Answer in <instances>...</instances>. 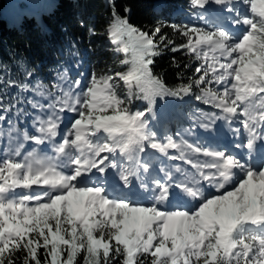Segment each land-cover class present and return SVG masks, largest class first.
<instances>
[{
    "label": "snow or ice",
    "instance_id": "1",
    "mask_svg": "<svg viewBox=\"0 0 264 264\" xmlns=\"http://www.w3.org/2000/svg\"><path fill=\"white\" fill-rule=\"evenodd\" d=\"M189 7L205 27L173 25L185 38L181 47L197 59L201 53L208 57L207 48L222 72L216 74L210 65L211 77L206 79L205 71L189 84L166 87L150 67L152 57L160 55L154 51V37L161 28L150 35L113 9L111 41L122 45L119 51L131 50L134 57L133 69L117 75L128 88L129 100L133 82L144 99L152 97L147 110L152 119L156 118V96L182 99L195 86L200 91L195 98L219 111L198 110V116L189 118L209 133L222 121L216 136L210 138L215 143H190L179 133V141L167 134L158 139L148 129L144 111L132 112L124 106L111 76L97 79L93 75L90 86L76 94L74 102L52 97L48 119L37 116L33 122L37 135L23 134L25 141L37 145L51 143L55 155L48 160L52 163L34 169L31 163L0 161V264H17V259L20 264H80L81 259L83 264H112L117 258L119 264H264V158L253 159L258 151L264 157V0H189ZM225 20L241 27L232 31ZM234 53L237 56L232 58ZM221 58L227 62H219ZM233 76L236 82L229 88ZM73 84L79 87L81 82ZM210 84L216 87H207ZM221 85L223 92L218 90ZM21 90L31 89L25 84ZM34 95L43 97L44 93ZM27 103L45 109L39 100ZM55 104H61L60 112L79 116L66 128L60 144L55 142L60 122ZM233 124H241L246 136V144L236 143L234 148L221 143V129L241 135V128ZM87 126H92L93 136L101 129L108 133L111 143L99 136L94 142ZM15 130L9 129L10 143ZM117 133L123 135L117 139ZM149 146L166 157L169 149L177 150L179 155L169 158L187 160L193 170L174 166L161 168L162 176L151 174L149 163L138 156ZM23 147L16 148V156ZM69 148L75 151L69 153ZM234 149H246L247 158H238ZM117 150L130 162L128 168L117 162ZM61 154L65 159H60ZM108 168L117 171L111 176L97 175ZM33 185L44 187L36 191ZM16 189L28 191L17 193ZM95 215L102 218L90 223L89 217ZM41 248L45 250L42 258ZM18 252L23 257H17Z\"/></svg>",
    "mask_w": 264,
    "mask_h": 264
},
{
    "label": "trees",
    "instance_id": "2",
    "mask_svg": "<svg viewBox=\"0 0 264 264\" xmlns=\"http://www.w3.org/2000/svg\"><path fill=\"white\" fill-rule=\"evenodd\" d=\"M113 9L134 27L150 35L158 26L161 28V33L154 37L157 44L154 51H159L160 55L152 57L150 67L153 76L162 79L166 87L174 89L189 84L205 71L208 72L206 79L213 75L210 61L203 53L197 59L194 53L181 47L185 38L172 27H200L185 21L186 17H195L189 0H0V115L4 116L0 128L13 122L26 127L33 114L27 101L36 99L48 104L45 97L52 101V97L57 96L65 73L71 82L84 75L83 90L90 86L93 75L97 79L111 76L125 107L130 111L148 110L147 99L135 83L129 100L127 86L116 77L118 73L127 74L133 69L134 57L132 51L127 55L111 41ZM173 47L179 50L172 51ZM25 84L30 91L21 90ZM207 87L216 86L210 84ZM40 92L44 93L43 97L34 95ZM199 94V89L193 86L189 95L182 99L177 97L185 103L174 102L170 108L176 125L196 130L199 127L197 121L189 117L198 116V110L211 112L209 104L195 98ZM108 114L113 113L108 110ZM91 128L89 126V132H92ZM100 218L99 215L89 217V222ZM44 251L43 248L38 250L41 258ZM23 255L21 252L16 254L17 257ZM17 264H20L19 259ZM80 264H83L82 259ZM112 264H119V258Z\"/></svg>",
    "mask_w": 264,
    "mask_h": 264
},
{
    "label": "rangeland",
    "instance_id": "3",
    "mask_svg": "<svg viewBox=\"0 0 264 264\" xmlns=\"http://www.w3.org/2000/svg\"><path fill=\"white\" fill-rule=\"evenodd\" d=\"M215 9H216V6H212V10L215 11ZM248 14L251 15L250 12ZM192 20L194 21V22L190 23V24H192V26L205 27V24L203 21L196 19L195 17H193ZM224 25L225 26L226 25L231 26L232 31H233L232 28L235 27V24H232L228 20L224 21ZM232 26H234V27H232ZM239 27H241V26H239ZM227 28H229V27H227ZM110 31H111V26H110ZM125 40H127V39L125 38ZM121 47H122V45L116 44V48L119 49ZM206 50L208 52L209 60H211L210 61L211 65L216 68V73L219 74L223 70L219 68L218 63H216L215 61H213L211 59L213 53L210 50H208L207 48H205V51ZM130 51L131 50L126 52V54L128 55L130 53ZM215 55L219 56V53H216ZM236 56H237V54L234 53L232 58H235ZM219 62L226 63L227 60L224 58H221ZM233 67H237V66L234 65ZM116 77H119V76L117 75ZM69 78H70V76L65 73L64 77L62 78V81H61V83L57 89L58 90L57 95L60 96L61 101H63L64 99H68L69 102L71 103V102H74L75 95L81 92L80 91L81 87L80 88L74 87L76 89H73V87L64 86L63 83L67 82L68 80L71 79V78L70 79ZM235 82L236 81H235L234 76L231 77L229 84H228V87L230 88L231 83H235ZM218 90L220 92H223V90H224L223 85L219 86ZM83 91H86V90H83ZM65 92L69 93V96H65L64 95ZM261 95H264V94H261ZM151 98L152 97L150 96L149 99H147L148 108H149V100ZM45 100L48 102V104L50 102H52V101H50L49 98L44 99V101ZM174 102H176L178 104L179 103H182V104L185 103L184 101H180L177 97H172V96H166L164 98H161L160 96L155 97V104L153 105V111L156 114V118L152 119L151 116L148 114V111L145 112L146 116L149 120L148 129L152 132H155L157 138L160 140H163V137L167 134V135H171L177 141H179L180 136H183V138L185 140L189 141L190 143H195L196 141H203V142H205L206 145L208 143H215V141L210 139V138L216 136V129H220L223 122L217 121V124H216L215 128L213 129V132H211V133L206 132L204 129H202L200 127H198L196 130H191L188 127L187 128L184 127V129H189L190 132H184L183 130L180 131L179 127H183V126L176 125V123L174 122V120L172 118V114L170 112V108ZM48 104H46L45 106H47ZM54 108H55L56 112L59 113V115H60L59 130H58V134L56 136L57 140L55 141V142L58 141L59 143L57 142V144H60V143H63V135L65 134L66 128L70 127L71 124L75 122V119H79V116L75 112H68L67 110L60 112L61 104H55ZM33 110H34L33 122L37 116L41 117L42 119L47 120L48 116L51 113V110L48 108L44 109L43 111H41L40 109H34V108H33ZM135 111H142V110L137 109ZM135 111H132V112H135ZM211 111H217L218 112L219 110L212 108ZM238 111H241V109H238ZM33 122L31 123L30 127H28V125L26 127H22L17 122H13L6 128H2V127L0 128V131H1V133H0V161H3L4 159H8L12 162H17V163H31L33 165L34 169L40 168L42 166H47L49 163L52 162V161H48V159H47L48 157H51L54 154L52 152V149H51L52 148L51 143H49L48 141L47 142L45 141L44 144L37 145L35 143V141H33V140L25 141L23 139V134L25 131L28 132L29 135H37L35 128L33 127ZM163 123H165V125H163ZM235 125L236 124H233V127ZM39 126L40 125L37 123L36 127H39ZM10 128L16 129L15 131L11 132V136L13 137V139L11 140V143L9 142V129ZM88 128H89V126H87V129ZM221 130L223 131V138L221 140V143H222L223 139H225L226 136L229 135L230 133H228L229 131H227L226 128L221 129ZM177 133H179L180 136H177ZM87 134H88L90 139L94 140V142H95L96 136H99V137L105 138L103 142L111 143V141L106 139L109 136V134L106 132H103L102 129L99 132H97L95 134V136H93L92 132H89V130H88ZM205 136L209 139H206ZM74 138L75 137L73 136L72 139H74ZM116 138L118 139L119 137H116ZM163 142H166V141H163ZM20 144H23L24 147L20 150V155L16 156L15 151H16V148ZM33 149H35V152L33 153L32 156L29 157L28 153L33 152ZM66 151L69 153H73L75 151V149L69 148ZM42 153L44 155H42ZM104 155H108V154L107 153L101 154V156H104ZM141 155H142L143 160L147 161L149 163V169H150V171L152 170L151 174H154V175L162 176L163 173L160 171L161 168H172V167L178 166V165L183 168V164H186V163L189 164V162H186L187 160L170 159L169 158V157H174V156L179 155L178 151L175 149H169L168 150V156L166 157L164 154L160 153L158 150L151 149V147L149 146V147H146L145 150L143 152H141V154L139 156H141ZM25 157H27V160H25ZM116 159H117V162L123 164V166L125 168L129 167L130 162L127 160L126 157H122L118 150H117V154H116ZM189 166H190L189 167L190 170L192 171L193 169H192L191 163L189 164ZM43 187H44L43 185H33V189L36 191H40ZM228 190L231 191V190H233V188L231 187ZM27 191L28 190H23V189H16L15 190V192H17V193H23V192H27ZM10 198H17V197H10ZM140 206L147 207L149 205L143 204ZM175 210L186 211L187 209H175ZM62 215H63V213H62Z\"/></svg>",
    "mask_w": 264,
    "mask_h": 264
},
{
    "label": "bare ground",
    "instance_id": "4",
    "mask_svg": "<svg viewBox=\"0 0 264 264\" xmlns=\"http://www.w3.org/2000/svg\"><path fill=\"white\" fill-rule=\"evenodd\" d=\"M65 122H66V121H65ZM63 126H64V125H63ZM114 135H115L116 137H119V136H117L116 134H114ZM58 138H59V137H58ZM118 139H119V138H118ZM46 142H47V141H46ZM57 142H58V141H57ZM57 142H56V143H57ZM58 143H59V142H58ZM51 147H52V145H51ZM48 149H49V148H48ZM51 149H52V148H51ZM51 149H50V150H51ZM66 150H67V149H66ZM118 151H119V150H118ZM52 152H53V150H52ZM52 152H51V153H52ZM53 153H54V152H53ZM46 154H47V153H46ZM140 154H141V153H139L138 156H139ZM42 155H44V154L42 153ZM42 155H41V156H42ZM49 155H50V154H49ZM54 155H55V153H54L52 156H54ZM45 157H46V156H45ZM47 159H48V158H47ZM60 159H61V160L65 159V157L63 156V154H61ZM46 161H47V160H46ZM48 161H49V160H48ZM186 162H188V161H186ZM48 163H49V162H48ZM51 163H52V162H51ZM46 164H47V163H46ZM189 164H190V163H189ZM189 164H187V163H186V164H183V168L186 169V170H188L189 172H191V170H190V168H189V167H190ZM178 166H179V165H178Z\"/></svg>",
    "mask_w": 264,
    "mask_h": 264
}]
</instances>
